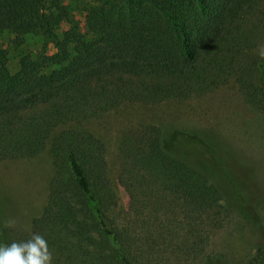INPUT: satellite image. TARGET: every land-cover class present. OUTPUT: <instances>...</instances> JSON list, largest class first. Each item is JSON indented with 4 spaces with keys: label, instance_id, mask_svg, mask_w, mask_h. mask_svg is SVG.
<instances>
[{
    "label": "trees",
    "instance_id": "trees-1",
    "mask_svg": "<svg viewBox=\"0 0 264 264\" xmlns=\"http://www.w3.org/2000/svg\"><path fill=\"white\" fill-rule=\"evenodd\" d=\"M94 1L78 7L77 18L63 0H0V33L40 31L56 49L23 57L12 73L0 48V160L40 153L63 118L82 122L128 98H170L213 83L218 73L235 77L264 111V86L252 74L258 69L264 82V57L251 66L237 59L264 27V0H98L101 8ZM52 152L56 168L42 213L30 230L2 228L0 245L40 235L54 264H143L112 218L119 198L105 141L73 125L54 138ZM118 179L132 206L139 194L160 190L189 222L225 197L226 178L172 153L156 125L125 134ZM241 264H264V242Z\"/></svg>",
    "mask_w": 264,
    "mask_h": 264
},
{
    "label": "rangeland",
    "instance_id": "rangeland-1",
    "mask_svg": "<svg viewBox=\"0 0 264 264\" xmlns=\"http://www.w3.org/2000/svg\"><path fill=\"white\" fill-rule=\"evenodd\" d=\"M63 1L73 6L72 13L77 18L80 15L76 9L89 2ZM94 4L101 8L98 0ZM67 26L65 21L61 23V27ZM256 31L246 51L237 58L244 65L251 66L264 49V27ZM0 48L7 50L12 73L20 68L23 57L46 56L56 51L51 38L42 36L40 31L20 36L2 32ZM252 74L255 84L264 86L259 70ZM212 81L159 101L128 98L82 122L63 118L49 133L46 148L40 153L0 160V232L6 226L31 229L33 218L42 213L47 203L56 168L53 140L74 125L95 133L106 143L109 175L119 198L112 218L130 234L134 254L141 263L247 261L264 242V111L247 100L232 75L218 73ZM148 125L161 128L172 153L208 172L212 166L219 179L226 178L224 199L194 222L186 220L174 200L160 190L153 197L139 194L134 199L136 206H132L131 196L119 182L121 141L130 130ZM50 264H54L51 259Z\"/></svg>",
    "mask_w": 264,
    "mask_h": 264
},
{
    "label": "clouds",
    "instance_id": "clouds-1",
    "mask_svg": "<svg viewBox=\"0 0 264 264\" xmlns=\"http://www.w3.org/2000/svg\"><path fill=\"white\" fill-rule=\"evenodd\" d=\"M260 55L264 56V49ZM50 259L47 242L40 235L25 242L0 245V264H50Z\"/></svg>",
    "mask_w": 264,
    "mask_h": 264
}]
</instances>
